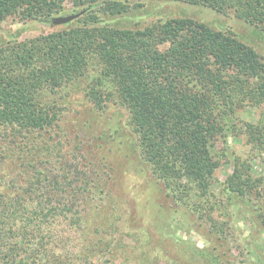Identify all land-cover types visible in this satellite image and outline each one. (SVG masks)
I'll return each mask as SVG.
<instances>
[{"label": "rangeland", "instance_id": "1", "mask_svg": "<svg viewBox=\"0 0 264 264\" xmlns=\"http://www.w3.org/2000/svg\"><path fill=\"white\" fill-rule=\"evenodd\" d=\"M107 1L66 0L56 17L75 13L70 24L8 16L0 27V49L83 26L77 13L96 5L97 26L136 30L170 18H193L233 31L264 61V29L239 18L235 10L130 0L127 12L113 15L103 10ZM95 59L63 86L39 91L40 101L56 110L59 121L28 142L32 151L27 158L26 139L18 141L21 147L10 146L13 142L7 144L4 135L11 129H0V264H264V144L249 127L257 128L256 137L264 129L258 92L238 94L234 112L218 98L221 128L213 153L220 167L207 194L193 183L181 193L170 189L142 155L124 100L108 96L103 108L91 101L88 90L99 73ZM33 142L47 143L56 176L50 170L38 176L49 152L33 148ZM66 160L72 165L71 182H77L69 192L55 181H64L55 177L63 174ZM236 169L252 178L251 193L230 190Z\"/></svg>", "mask_w": 264, "mask_h": 264}, {"label": "trees", "instance_id": "2", "mask_svg": "<svg viewBox=\"0 0 264 264\" xmlns=\"http://www.w3.org/2000/svg\"><path fill=\"white\" fill-rule=\"evenodd\" d=\"M65 1L0 0V27L13 15L56 25L54 20L62 14ZM171 1L207 6L220 13L235 10L239 18L264 29V0ZM94 8L96 5H89L77 13L81 15L77 21L83 26L0 49V129H11L9 136L4 135L5 141L18 148L22 144L18 141L26 139L24 148L28 149L24 154H31L28 142L36 134L53 130L59 121L56 110L40 101L39 91L44 86H63L70 77L83 74L88 60L96 58L99 73L88 90L91 101L103 108L108 96L118 94L130 109V124L154 172L174 191L187 192L193 183L207 194L220 167L213 153V142L221 128L218 98L231 112L238 94L256 90L264 103L261 55L233 31L215 29L193 18H170L143 29H122L97 26L100 19ZM130 8V0H109L103 10L117 15ZM249 127L253 138L264 144V129L256 137L257 128ZM46 144L33 142V148H46ZM47 156L38 176L48 170L51 175L57 171L54 154L49 152ZM67 162L60 168L63 174L55 177L64 181H55L69 192V185L75 188L77 182H71L68 168L72 165ZM230 184L231 191L242 195L251 193L254 186L252 178L239 169ZM79 190L90 192L88 188ZM7 217L3 215L4 220ZM3 227L6 230L7 226Z\"/></svg>", "mask_w": 264, "mask_h": 264}, {"label": "water", "instance_id": "3", "mask_svg": "<svg viewBox=\"0 0 264 264\" xmlns=\"http://www.w3.org/2000/svg\"><path fill=\"white\" fill-rule=\"evenodd\" d=\"M78 15L76 16H66V17H57L55 20H54V23L56 25H59V24H66L68 22H70L71 20L75 19Z\"/></svg>", "mask_w": 264, "mask_h": 264}]
</instances>
